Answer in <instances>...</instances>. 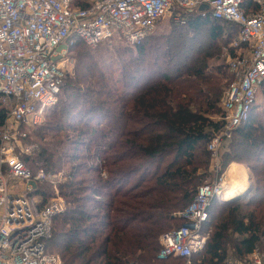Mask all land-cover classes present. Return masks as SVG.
Returning <instances> with one entry per match:
<instances>
[{"label":"trees","instance_id":"obj_1","mask_svg":"<svg viewBox=\"0 0 264 264\" xmlns=\"http://www.w3.org/2000/svg\"><path fill=\"white\" fill-rule=\"evenodd\" d=\"M251 9L247 0L244 10ZM176 15L177 28L134 47L106 42L92 49L72 41L75 76L45 122L28 132L34 151L23 161L34 174L54 176L77 163L70 167L72 182L60 186L69 205L54 219L47 243L62 264H185L157 259L160 237L186 223L180 214L200 187L212 183L208 146L224 130L225 115L210 116L219 114L233 80L221 55L227 48L237 56L230 36L240 28L210 13ZM203 31L206 43L198 39ZM132 51L136 57L128 59ZM121 61L128 67L114 84L110 69ZM81 104L88 106L81 110ZM257 110L225 140H231L229 162L250 166L249 192L213 202L207 247L190 264H229V246L239 261L264 251V120L254 121ZM7 114L0 99V127ZM91 151L102 165L81 162ZM87 174L94 177L83 179ZM43 188L41 208L52 196L48 185Z\"/></svg>","mask_w":264,"mask_h":264},{"label":"built area","instance_id":"obj_2","mask_svg":"<svg viewBox=\"0 0 264 264\" xmlns=\"http://www.w3.org/2000/svg\"><path fill=\"white\" fill-rule=\"evenodd\" d=\"M251 1L254 9L247 13V0H0V99L8 110L0 127V264H62L47 243L54 219L65 211L64 203L54 197L40 207L38 192L51 179L26 166L23 158L33 155L34 149L23 144L28 131L41 126L58 102L72 41L92 49L106 42L136 46L173 6L238 25L233 47L246 48L248 54L229 60L234 78L221 100L225 128L208 146L219 170L221 144L250 120L264 95V0ZM225 181L224 173L199 188L180 214L186 223L160 237L159 261L183 259L190 264L206 249L210 209L215 200L223 201ZM253 257V263L235 264H264V258Z\"/></svg>","mask_w":264,"mask_h":264},{"label":"rangeland","instance_id":"obj_3","mask_svg":"<svg viewBox=\"0 0 264 264\" xmlns=\"http://www.w3.org/2000/svg\"><path fill=\"white\" fill-rule=\"evenodd\" d=\"M178 10H180V12H184L185 13L184 10L178 9L176 6H173V8L170 11V13L166 17H164L160 21H158V23L156 24V27L154 28V30L151 33V35L148 36V38L149 37H157V36H161V35H166L173 28H177V26H178L177 23H181V22H179L180 21L179 16L176 15V12ZM182 24H184V23H182ZM206 32L207 31H203L202 36L198 38L203 43H206L208 41V36H207V33ZM238 37H239L238 31L234 32L230 36L231 49H232V45H235L236 42L238 41ZM114 44H116V43H113L112 45H114ZM120 45H126L127 46L129 44H125V43H121L120 42ZM103 46H106V45H103ZM130 46L131 47H134L133 45H130ZM120 47H122V46H120ZM75 52H76V50H72L71 47L68 49V54L66 56V60H65V64H64L65 65L66 74H67L66 75V78H65L64 88H65V86L68 85V82L71 81L70 78L75 76V70H76V59L74 58ZM241 53L242 54H245V53L248 54V49L241 48V50H240V48H237L236 49V55L241 54ZM127 57H129L128 59L135 58L136 56H134V51L130 52V54ZM231 57H233V56H231L229 54V50L227 48H223V53L221 55V60L227 66V68H228V63H229V60H230ZM113 59H115V61L118 62L119 60L122 59V55L121 54H114V58ZM130 61H132V60H130ZM126 62L127 61H125V64L122 61L119 64H115V65H114V63L112 64V67L110 69V78L111 79H114V84L120 83V81H122V79H123V71L125 72V70L128 67V65L126 64ZM62 99H64L63 96H62ZM81 103H83V102L81 101ZM86 107L84 106V104H81V108L80 109L82 110V109H84ZM258 109L259 110H257V112L255 114V120H254L255 122H259V121L264 120V95H262L258 99ZM219 110H220V112H219L218 115H211L210 116V118L212 120H218L220 118V116H221V114L223 112L222 103H220ZM48 115L50 116L51 115V112ZM49 116L46 118V123L50 121ZM33 130L34 129H30L29 131L32 132ZM59 135L61 137H65L64 136L65 135L64 133L63 134H59ZM69 137H72V136H69ZM236 137L237 136H234L233 138H236ZM233 138H232V140H233ZM230 141H226V142L224 141L221 144L220 148H219L218 157H217L218 158V162L217 163L219 165V170H217L214 167L215 166V161L212 159L211 169H210L211 177L208 180L209 182H215L216 180H218L220 178V176L222 174L225 173L226 182L228 184L229 183V178H230V176H229L230 173L227 175V170H229L231 164H239L237 162H232V163L229 162V158L227 157V154L226 153L228 152ZM32 143H33V141H32V138H31L30 140L24 142L23 146H27V145L33 146ZM241 149L242 148H238L237 151L240 152ZM85 157H87V158L84 159V160H82L81 162L85 163V165L87 166V168L88 167H93L96 164L97 165H102L101 162L99 163V161L96 158H94L93 151L88 152L87 156H85ZM100 161H102V160H100ZM81 162H79V163H81ZM76 164H77L76 162H72L71 161L67 166L61 167V169L59 171V174L54 175V176L49 175V178L51 179V182L52 183L51 182H48V183L43 184V186L44 185H48L49 188L46 189V190L52 193V196L49 199L48 203L54 197H56L58 199H62L63 200V203H64V209L66 210V208L68 207L69 204L67 203L66 199L61 196V188H60V186H62L65 183L72 182L71 178L69 177L70 167H72V166H74ZM248 168H249V174L252 176V172L250 170V166H248ZM233 169H234V167L231 169V171ZM103 171L102 172L105 173V170H103ZM105 175H103V177H105ZM89 177H94V174H87V175L84 176L83 179H88ZM14 182H17V181H14ZM230 188H231V189H229L230 190V193L231 192L232 193L227 195V198H228L227 200H231V199L235 198L240 193L241 194L244 193L242 195V196H244L246 193L249 192V191H244V192L241 191V192L238 193L237 191H239L240 189H234V187H230ZM235 192H237L238 194L233 197L232 194L235 193ZM55 193H57L58 195L55 194ZM215 208L214 209L212 208L213 209L212 215L215 213V211H214ZM217 208H219V206ZM213 218H214V216H213ZM229 249H230V251H229V253H230L229 263H232V264H235L237 262H244V263L245 262H249V263H253V261H254V257L253 256H251L248 259H245L243 261H239V260L236 259V257H233V249H232V246H229ZM256 257H258V258H264V251L263 250H260L258 253H256Z\"/></svg>","mask_w":264,"mask_h":264},{"label":"crops","instance_id":"obj_4","mask_svg":"<svg viewBox=\"0 0 264 264\" xmlns=\"http://www.w3.org/2000/svg\"><path fill=\"white\" fill-rule=\"evenodd\" d=\"M233 167L234 169L231 171ZM229 173L230 178L227 186L228 190L230 187H234V189H240L242 192L248 191L250 189L251 175L249 174L248 166L244 164H231L229 170H227V175Z\"/></svg>","mask_w":264,"mask_h":264},{"label":"bare ground","instance_id":"obj_5","mask_svg":"<svg viewBox=\"0 0 264 264\" xmlns=\"http://www.w3.org/2000/svg\"><path fill=\"white\" fill-rule=\"evenodd\" d=\"M225 186H228V184H227L226 181H225ZM227 189H228V188H227ZM229 189H230V188H229ZM237 192L239 193V192H241V191L239 190V191H237ZM237 192H235V193L232 194L233 197L236 196V195L238 194ZM231 193H232V192H231ZM231 193H230V190H229V191L227 190V192H225V193L223 194V196H222V200H223V201L227 200V199H228V198H227V195H228V194H231ZM232 195H231V196H232ZM231 196H230V197H231Z\"/></svg>","mask_w":264,"mask_h":264},{"label":"water","instance_id":"obj_6","mask_svg":"<svg viewBox=\"0 0 264 264\" xmlns=\"http://www.w3.org/2000/svg\"><path fill=\"white\" fill-rule=\"evenodd\" d=\"M205 8H206L205 6L201 7V11L205 10ZM243 194H244V193H242V194H240V195H238V196H236V197H239V196H241V195H243ZM236 197H235V198H236ZM235 198H233V199H235ZM233 199L228 200L227 202L232 201Z\"/></svg>","mask_w":264,"mask_h":264}]
</instances>
